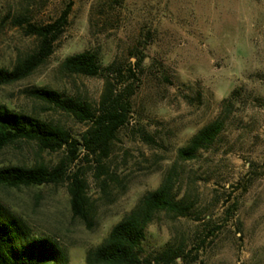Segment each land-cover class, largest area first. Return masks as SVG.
Returning a JSON list of instances; mask_svg holds the SVG:
<instances>
[{"label": "rangeland", "instance_id": "374dc122", "mask_svg": "<svg viewBox=\"0 0 264 264\" xmlns=\"http://www.w3.org/2000/svg\"><path fill=\"white\" fill-rule=\"evenodd\" d=\"M70 3L53 55L29 78L0 87V104L80 138L89 124L26 90L47 87L98 110L107 78L62 69L89 51L103 68L115 66L109 79L117 92H134L129 124L101 163L85 153L68 162V175L80 172L88 182L92 225L73 216L68 180L0 187V201L37 235L56 239L70 264H86L114 225L171 177L189 214L158 215L140 264H264V0H0V67L12 69L38 49L29 23H54ZM219 117L226 126L217 143L179 160V150ZM66 157L23 141L0 154V167L53 168Z\"/></svg>", "mask_w": 264, "mask_h": 264}, {"label": "trees", "instance_id": "16d2710c", "mask_svg": "<svg viewBox=\"0 0 264 264\" xmlns=\"http://www.w3.org/2000/svg\"><path fill=\"white\" fill-rule=\"evenodd\" d=\"M71 11L72 3L54 23L28 24L27 33L38 38V49L19 59L12 69L0 67V87L29 78L47 62L65 32ZM135 56L139 62L142 61L138 55ZM62 69L70 75L107 78L98 110L88 102L47 87L28 89L26 94L66 112L80 123L89 124L88 130L78 138L61 126L0 104V154L23 141L37 143L42 151L56 153L65 150L67 153V157L53 168L45 164L0 167V187L58 186L68 180L73 216L90 226L94 217L88 182L80 172L69 176L68 162H76L83 153L87 157H97L100 163L110 156L120 130L129 124L134 92L130 88L117 92L109 79L116 72L115 66L103 68L93 52L68 57ZM131 73L134 75V69ZM225 126L226 119L219 117L203 127L179 150V160L193 161L200 153L211 149ZM149 141L153 140L149 138ZM165 212L184 217L189 214V208L174 193L171 177L157 190L147 193L130 213L114 225L104 242L87 253L86 264H140L148 229L158 215ZM0 264H70V260L56 239L37 235L24 218L0 201Z\"/></svg>", "mask_w": 264, "mask_h": 264}]
</instances>
